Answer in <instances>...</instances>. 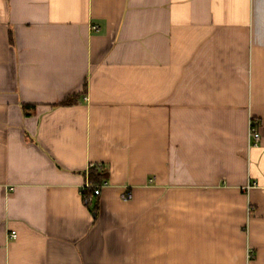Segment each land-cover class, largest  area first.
Instances as JSON below:
<instances>
[{
	"label": "crops",
	"instance_id": "1",
	"mask_svg": "<svg viewBox=\"0 0 264 264\" xmlns=\"http://www.w3.org/2000/svg\"><path fill=\"white\" fill-rule=\"evenodd\" d=\"M0 264H264V0H0Z\"/></svg>",
	"mask_w": 264,
	"mask_h": 264
},
{
	"label": "built area",
	"instance_id": "2",
	"mask_svg": "<svg viewBox=\"0 0 264 264\" xmlns=\"http://www.w3.org/2000/svg\"><path fill=\"white\" fill-rule=\"evenodd\" d=\"M92 30H97V27L93 26ZM84 99L86 100V98H84ZM258 126H259V124H258L257 120L250 119L249 136H250V139L252 140L254 146H256L260 140V134L258 131ZM92 167L93 166H90L89 168H92ZM97 167H101V166H97ZM87 173H88V170L86 171V181H85L84 185L81 187L80 192H81L82 199H83L84 203L85 204H91L93 198L100 196L102 189L107 186V183L102 182L100 185H93L88 180ZM250 188H251V186H248V187L244 188L243 190L248 191ZM120 199L124 202L130 201L132 199L131 192L128 189H124V192L120 196ZM15 238H16V234L11 233L10 239H15Z\"/></svg>",
	"mask_w": 264,
	"mask_h": 264
},
{
	"label": "trees",
	"instance_id": "3",
	"mask_svg": "<svg viewBox=\"0 0 264 264\" xmlns=\"http://www.w3.org/2000/svg\"><path fill=\"white\" fill-rule=\"evenodd\" d=\"M71 103V100H66L63 104L68 105ZM62 104V105H63ZM106 172L103 171L101 167L93 166L88 169L87 178L93 185H100L102 182H105ZM89 205V204H86ZM95 210V209H94Z\"/></svg>",
	"mask_w": 264,
	"mask_h": 264
}]
</instances>
